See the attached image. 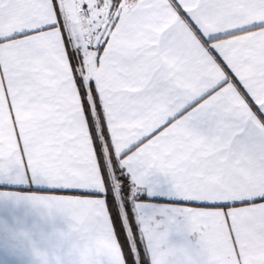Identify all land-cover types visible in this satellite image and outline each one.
<instances>
[{
    "label": "snow or ice",
    "instance_id": "6c2138e0",
    "mask_svg": "<svg viewBox=\"0 0 264 264\" xmlns=\"http://www.w3.org/2000/svg\"><path fill=\"white\" fill-rule=\"evenodd\" d=\"M0 184L33 264H264V0H0Z\"/></svg>",
    "mask_w": 264,
    "mask_h": 264
},
{
    "label": "crops",
    "instance_id": "0c3cea01",
    "mask_svg": "<svg viewBox=\"0 0 264 264\" xmlns=\"http://www.w3.org/2000/svg\"><path fill=\"white\" fill-rule=\"evenodd\" d=\"M0 190L11 192H26V186H13L8 184H0ZM154 203L163 201V197H145ZM52 222L45 221L35 213L24 207L14 210L5 202H0V264H33V257L30 251L25 248L23 243L11 242L12 238L19 232L30 231L37 237L45 230H51Z\"/></svg>",
    "mask_w": 264,
    "mask_h": 264
},
{
    "label": "trees",
    "instance_id": "16d2710c",
    "mask_svg": "<svg viewBox=\"0 0 264 264\" xmlns=\"http://www.w3.org/2000/svg\"><path fill=\"white\" fill-rule=\"evenodd\" d=\"M129 212H131V210H132V206H131V204L129 203V205H128V209H127ZM133 223L135 224V220H133ZM122 239V238H121Z\"/></svg>",
    "mask_w": 264,
    "mask_h": 264
}]
</instances>
